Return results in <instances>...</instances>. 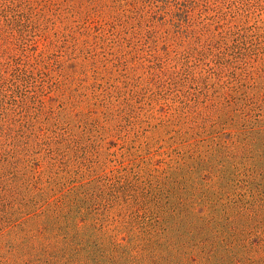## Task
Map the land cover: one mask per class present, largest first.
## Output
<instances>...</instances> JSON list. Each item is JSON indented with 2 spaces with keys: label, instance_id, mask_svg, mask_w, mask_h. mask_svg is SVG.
<instances>
[{
  "label": "rangeland",
  "instance_id": "374dc122",
  "mask_svg": "<svg viewBox=\"0 0 264 264\" xmlns=\"http://www.w3.org/2000/svg\"><path fill=\"white\" fill-rule=\"evenodd\" d=\"M244 93L264 103V0H0L2 186L61 169L163 187L170 130Z\"/></svg>",
  "mask_w": 264,
  "mask_h": 264
},
{
  "label": "trees",
  "instance_id": "16d2710c",
  "mask_svg": "<svg viewBox=\"0 0 264 264\" xmlns=\"http://www.w3.org/2000/svg\"><path fill=\"white\" fill-rule=\"evenodd\" d=\"M228 98L223 122L197 112L182 117L189 137L170 130L163 187L13 173L0 185V264H264V103Z\"/></svg>",
  "mask_w": 264,
  "mask_h": 264
}]
</instances>
